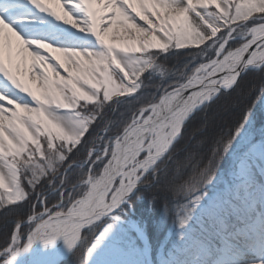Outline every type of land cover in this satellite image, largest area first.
Segmentation results:
<instances>
[{
  "label": "snow or ice",
  "instance_id": "6c2138e0",
  "mask_svg": "<svg viewBox=\"0 0 264 264\" xmlns=\"http://www.w3.org/2000/svg\"><path fill=\"white\" fill-rule=\"evenodd\" d=\"M174 57L182 70L165 66ZM248 73L264 78V0H0V212L29 208L0 245V264L61 238L79 264H93L109 218L157 173L194 115ZM155 79V94L145 95ZM258 111L264 86L182 186L189 203L177 243L229 161L246 197L239 226L219 215L218 245L209 240L164 264H264V139L251 135ZM81 148L87 159L76 161ZM69 169L85 171L65 192ZM57 185L59 202L49 207L44 188Z\"/></svg>",
  "mask_w": 264,
  "mask_h": 264
},
{
  "label": "trees",
  "instance_id": "16d2710c",
  "mask_svg": "<svg viewBox=\"0 0 264 264\" xmlns=\"http://www.w3.org/2000/svg\"><path fill=\"white\" fill-rule=\"evenodd\" d=\"M180 66L182 65H179L176 58L167 64L171 71H176ZM146 83L145 95H148L149 93L154 94L151 89L160 84V81L155 79L153 82ZM262 86H264V78L259 74H245L240 78L230 95H222L210 107L196 113L186 124L182 138L176 143L171 155L160 164L157 173L145 177L140 188L131 198L134 214H130L128 207L125 210L129 215L140 219L147 225L155 264H164L167 259H185L188 249H197L209 240L213 245H218L220 243L218 237L220 225L217 222L219 215L232 213L229 216V223L239 226L236 217L243 215L246 208L239 204V197L233 195L235 181L233 179V164L229 161L218 169V180L214 186L210 187L209 196L213 200H206L205 206L195 213L191 225L187 229L184 245L180 246L177 243V234L180 231L178 214L189 203V197L181 190L182 186L190 182L193 177L198 176L199 172L207 165L215 146L214 141L222 136L226 138L229 129H234L237 120L244 111L259 98ZM115 111L114 109L108 113L105 123L112 120ZM119 111L124 113L126 109ZM101 130L97 129L92 136L86 135L85 139L89 141L95 139ZM261 130H264V111L257 112V119L251 134L256 141L264 139V136H261ZM89 147H91V143H89ZM86 159L87 150L81 148L75 160ZM67 163L71 164L74 161L70 158ZM65 168H67V164ZM68 171L65 192L71 191L73 185L80 183L82 172L85 170L69 169ZM97 171H102V167ZM58 187L59 185L56 188H44L45 195L48 196L49 207L59 202L56 191ZM79 190L77 191L80 192ZM35 195L34 193L33 196ZM32 203H36V200L33 199ZM42 209L43 205H39L37 210L41 211ZM28 212V206H25L23 212L15 215H6L0 212V245L10 238L15 220L20 218L26 221ZM121 216L126 217L123 214ZM107 223H112L113 226L100 246L131 258L132 264H146L135 234L117 221L109 219ZM105 224L106 222L101 223L99 227L95 228L92 235L102 231ZM27 230L25 225L24 231L27 232ZM83 234L88 235L91 240L92 235H89L87 230ZM100 246L98 248H101ZM61 264H79V262L73 253Z\"/></svg>",
  "mask_w": 264,
  "mask_h": 264
},
{
  "label": "bare ground",
  "instance_id": "6f19581e",
  "mask_svg": "<svg viewBox=\"0 0 264 264\" xmlns=\"http://www.w3.org/2000/svg\"><path fill=\"white\" fill-rule=\"evenodd\" d=\"M56 243H62V245L57 246ZM69 251L62 238L48 246L37 241L28 252L16 259L15 264H57L67 256Z\"/></svg>",
  "mask_w": 264,
  "mask_h": 264
},
{
  "label": "rangeland",
  "instance_id": "374dc122",
  "mask_svg": "<svg viewBox=\"0 0 264 264\" xmlns=\"http://www.w3.org/2000/svg\"><path fill=\"white\" fill-rule=\"evenodd\" d=\"M175 58L171 59L170 61H166L164 62L165 63V66L167 67V64L172 62V60H174ZM179 65H180V62H179ZM182 67L183 66H180L181 70H182ZM168 68V67H167ZM170 70V69H169ZM159 85V84H158ZM157 86V85H156ZM155 86V87H156ZM154 87V89H155ZM151 89V88H150ZM153 89V87H152ZM151 91L154 92V89ZM150 91V92H151ZM155 94V93H154ZM256 173H257V178L259 179V169L256 170ZM154 174V173H153ZM141 185V184H140ZM81 191V190H79ZM79 192L77 191V194H76V198L79 196L78 194ZM234 194L235 196L236 195H241V198L239 200V204H246V197L244 195V193H237L235 190H234ZM216 195V194H215ZM80 198V197H79ZM78 199V198H77ZM208 200H212V197L209 196V199ZM122 209V208H121ZM126 208L123 207V210H120L122 211L121 214L123 215H127V211L125 210ZM202 209V208H201ZM43 211V209L41 210ZM230 216V215H229ZM57 246H61L62 243H56ZM101 248H98L97 251H96V255H95V258H94V261H93V264H132V259L131 258H128L126 257L125 255H121L119 254V252L117 251H114L112 249H105L103 246H100ZM139 247H141V245H139ZM68 257H65L62 261L66 260ZM61 261V262H62ZM61 262H59L58 264H60Z\"/></svg>",
  "mask_w": 264,
  "mask_h": 264
},
{
  "label": "water",
  "instance_id": "95a60500",
  "mask_svg": "<svg viewBox=\"0 0 264 264\" xmlns=\"http://www.w3.org/2000/svg\"><path fill=\"white\" fill-rule=\"evenodd\" d=\"M134 193H132L131 196ZM124 205H130L129 200L127 202H125L118 210H116V212L114 214L115 216H117V213L119 212V210ZM117 221L125 224L129 228V230H131V231H133V232L136 233L137 238L141 242L142 250H143V255H144L145 259H146L147 264H154L153 259H152V249H151V245H150V242H149V237L147 235L146 226L144 224L143 225H140L139 221H136V220H134L132 218H130L128 221H125V220H123V219H121L119 217V219ZM72 252L73 251L70 250L68 252V255L71 254Z\"/></svg>",
  "mask_w": 264,
  "mask_h": 264
}]
</instances>
